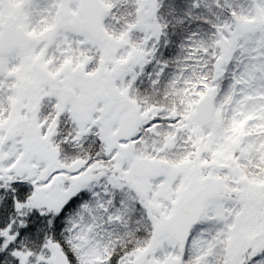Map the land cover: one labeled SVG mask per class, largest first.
I'll return each mask as SVG.
<instances>
[{
    "label": "snow or ice",
    "instance_id": "snow-or-ice-1",
    "mask_svg": "<svg viewBox=\"0 0 264 264\" xmlns=\"http://www.w3.org/2000/svg\"><path fill=\"white\" fill-rule=\"evenodd\" d=\"M0 264H264V0H0Z\"/></svg>",
    "mask_w": 264,
    "mask_h": 264
}]
</instances>
